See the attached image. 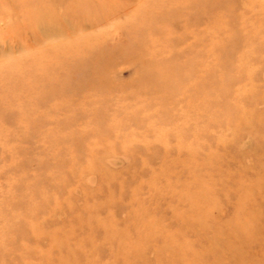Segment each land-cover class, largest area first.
I'll return each mask as SVG.
<instances>
[{
	"label": "rangeland",
	"instance_id": "374dc122",
	"mask_svg": "<svg viewBox=\"0 0 264 264\" xmlns=\"http://www.w3.org/2000/svg\"><path fill=\"white\" fill-rule=\"evenodd\" d=\"M165 240L264 264V0H0V264Z\"/></svg>",
	"mask_w": 264,
	"mask_h": 264
},
{
	"label": "bare ground",
	"instance_id": "6f19581e",
	"mask_svg": "<svg viewBox=\"0 0 264 264\" xmlns=\"http://www.w3.org/2000/svg\"><path fill=\"white\" fill-rule=\"evenodd\" d=\"M203 194H205V192H203ZM234 217L237 218V216L232 215L233 219H234ZM181 224H182V222H181ZM177 233H178V231H177ZM179 234H181V233H179ZM165 241H166V245H168L169 251L172 253H175V256L171 257V259H169L167 261V264H182V240L181 241L165 240ZM157 261H158V259L155 257L154 262L157 263Z\"/></svg>",
	"mask_w": 264,
	"mask_h": 264
}]
</instances>
